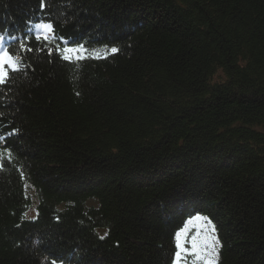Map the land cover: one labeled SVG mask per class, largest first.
Returning a JSON list of instances; mask_svg holds the SVG:
<instances>
[{
	"label": "trees",
	"instance_id": "obj_1",
	"mask_svg": "<svg viewBox=\"0 0 264 264\" xmlns=\"http://www.w3.org/2000/svg\"><path fill=\"white\" fill-rule=\"evenodd\" d=\"M0 36V264H172L197 214L264 264V0H0Z\"/></svg>",
	"mask_w": 264,
	"mask_h": 264
},
{
	"label": "snow or ice",
	"instance_id": "obj_2",
	"mask_svg": "<svg viewBox=\"0 0 264 264\" xmlns=\"http://www.w3.org/2000/svg\"><path fill=\"white\" fill-rule=\"evenodd\" d=\"M35 29L42 30L35 34V39L44 41L45 45L55 40V36L52 32V25L46 23H40L33 26ZM29 31H32L30 28ZM4 37L0 36V40ZM15 40V37H11ZM24 51H32L31 48H26L22 43L20 45ZM55 51L60 59L70 64H74L79 67V62L85 59H99L102 56L106 58V52L102 53L96 49H86L82 44L76 46H63L56 44L54 48H48V52L51 55ZM117 48L112 47L111 53H116ZM21 58L13 56L7 48L0 49V84L6 83L10 79V73L19 71V64ZM206 225H211V221L206 216L199 214L190 217L185 226L176 232L175 234V247L176 251L173 256L172 264H183L187 257L191 256L195 258V261H203L204 264H215V258L217 257L218 247L220 242L215 236V226L213 225L210 229L212 235L206 231ZM189 232H192L190 240L188 239ZM103 239V237H101ZM186 243H190V248L185 247ZM208 257H212L209 259ZM52 264H56L55 261Z\"/></svg>",
	"mask_w": 264,
	"mask_h": 264
},
{
	"label": "rangeland",
	"instance_id": "obj_3",
	"mask_svg": "<svg viewBox=\"0 0 264 264\" xmlns=\"http://www.w3.org/2000/svg\"><path fill=\"white\" fill-rule=\"evenodd\" d=\"M40 23H46V24H49V23H47V22H38V23H36V24H40ZM35 24V25H36ZM36 31H37V33L38 32H41V30L40 29H35ZM83 45L86 49H89V50H91V49H95V48H90V47H88L84 42H79V43H75L74 45H72V46H76V45ZM69 46V45H68ZM96 50H99V49H96ZM1 154H2V156L1 157H5L6 156V154H4V153H2L1 152ZM32 208V207H31ZM213 226V224L211 223V225H206V231H208V234L209 235H212V233L210 232V229H211V227ZM193 235V233L192 232H189V234H188V239L190 240V238H191V236ZM215 236L217 237V234H216V231H215ZM217 239H218V237H217ZM185 247H188V248H190V243H186L185 244ZM219 248V247H218ZM217 257H218V252H217ZM217 257L215 258V260L217 259ZM209 259H211L212 257H208ZM183 264H204V262L203 261H195V258L194 257H191V256H189V257H187L186 258V260L183 262Z\"/></svg>",
	"mask_w": 264,
	"mask_h": 264
}]
</instances>
